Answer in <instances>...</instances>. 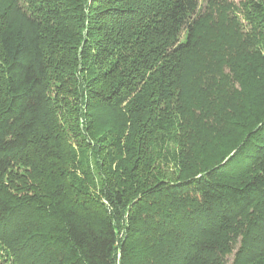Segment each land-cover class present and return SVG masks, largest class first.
I'll return each mask as SVG.
<instances>
[{"label": "trees", "instance_id": "16d2710c", "mask_svg": "<svg viewBox=\"0 0 264 264\" xmlns=\"http://www.w3.org/2000/svg\"><path fill=\"white\" fill-rule=\"evenodd\" d=\"M74 2L0 0L32 24L0 15V264H264L261 92L238 97L237 112L220 103L212 119L171 109L231 43L257 44L264 68V5L88 0L80 49L75 35L43 39L35 25L66 24L61 8ZM169 108L177 172L148 184L161 173L153 128ZM242 120L241 138L222 144Z\"/></svg>", "mask_w": 264, "mask_h": 264}, {"label": "rangeland", "instance_id": "374dc122", "mask_svg": "<svg viewBox=\"0 0 264 264\" xmlns=\"http://www.w3.org/2000/svg\"><path fill=\"white\" fill-rule=\"evenodd\" d=\"M240 1L241 0H221V3L223 5L227 4L228 2L238 4ZM258 1H260L264 5V0H258ZM199 3L202 11L206 6L207 0H199ZM88 5H89L88 0H75L73 4H68L61 8L62 13L64 14V16L67 17L66 24L63 25V21L62 23L60 22L59 24L54 22L51 24H43L41 26L35 25V28L41 33L43 39L50 42L52 40L51 36L55 35V33H57V35H75L74 38L77 39L78 44H74V45L80 49L83 44L82 37L87 34L88 22L87 21L83 22L82 19L88 17L87 16L89 14L87 13L89 7ZM210 9L212 10L215 8L211 7ZM0 10H1L0 15L3 14L5 15L4 19L6 22H10L16 25L20 24L22 26L28 27L29 29L32 27V24L30 21L27 20L26 15H24L22 11L18 9L16 6L14 8L12 7L7 8L4 12H2V7L0 8ZM68 17L70 18V20ZM35 28L33 27V29ZM228 32H229L228 29L227 30L221 29V31H219L218 34L232 35L231 33ZM71 44L73 45V43ZM229 46L230 48L223 52L224 55L220 54L213 56L212 61L211 59L209 60V64L211 62L209 67L197 72L198 74H201L199 78L197 79L192 78L187 81L188 84L182 88L181 90L182 95L180 96L178 102L176 104H173L171 106L172 108L170 107L172 110L175 111L172 112L175 113V117H177L176 111L178 113V111H180L182 108L184 112L186 110L190 111L188 109H192L193 112L191 113L195 117L199 115L200 110L209 109L208 111L210 112L207 115V119H212L215 115V112H218L220 103L222 105L224 104L226 111L228 108V110L231 109L237 112L240 109L237 110V106H233V105L235 104V101L238 97L239 99L242 97V99H245L249 102L250 97L259 95V93L261 92V96L264 99V68H258L257 70L258 62H252V60L254 61L255 59L254 51L257 48V44L256 46H252V47L242 46L241 48L240 47L238 48V45H233L232 43ZM260 48H261L262 56L264 57V36L260 41ZM111 49L112 47L108 46V51ZM110 52L105 53V55H108ZM251 67L257 70L255 72L256 75L251 74V70H250ZM91 71H93V68ZM90 74L91 73L87 74L86 79L90 77ZM226 74L231 75L233 79L235 76L237 78V82L228 78ZM245 76L249 78L248 82L246 83V85L248 84L247 88H245L246 94L248 96L247 98H246V94H241V93L236 94L237 91H239L237 89H239L241 85L243 87H246L245 84L243 83V80H241L242 77ZM61 86L63 87V83ZM234 88L237 91H235ZM197 100H199V102H197ZM194 104H196L195 107L193 106ZM158 107H160L159 109L161 108L165 109L164 103H162L161 101L159 102ZM170 108L162 112V114L167 116V120L164 122L161 121L156 125V128H153V134L157 137V140L153 145L154 148L152 149V151H154L156 157H158L157 158L158 162H156L155 165L158 166L159 170H161V173L159 175L157 172H155L154 173L155 177H151V179L149 178L147 181L148 184L152 181H156L157 179L160 178V176H163L164 178L167 179H172L173 177H175V174L177 172L176 161H174V155L175 154L177 155L179 148L182 147V143L179 142L178 139L176 138L178 136V132L174 126H178V121L177 118L176 120L175 118L172 119L173 114H170ZM169 119L175 120L176 122L172 125H169L170 123ZM243 123L246 122L242 120V122H239L238 125L233 124V126H230L231 128L226 130L222 135L221 138L223 141L222 144L226 143L228 145L229 143H232L235 139L241 138L243 133L246 131V127L242 126ZM171 131L172 133H170ZM211 144L214 143L212 142ZM216 148H221V147L220 146L216 147L215 144L213 150L217 151ZM86 152H88V149L86 150ZM84 159L85 162L88 161L90 165H93L92 161L90 162L89 156ZM161 159L164 162H162ZM93 167L94 166H92V168ZM25 168L26 166L24 165V163L16 161L14 162L12 170L15 173L18 174L20 173V175L24 176L23 170H25ZM93 174L97 175V171L96 170L93 171ZM152 175L149 174V176ZM91 179L92 181L95 182L97 181L99 183L98 176H94V177L91 176ZM254 263H257V261H255ZM227 264H230V261Z\"/></svg>", "mask_w": 264, "mask_h": 264}]
</instances>
